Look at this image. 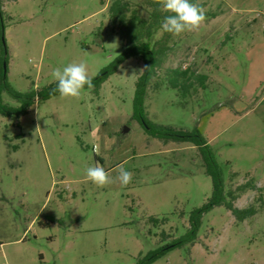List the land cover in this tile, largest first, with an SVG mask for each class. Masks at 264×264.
<instances>
[{"label": "rangeland", "instance_id": "1", "mask_svg": "<svg viewBox=\"0 0 264 264\" xmlns=\"http://www.w3.org/2000/svg\"><path fill=\"white\" fill-rule=\"evenodd\" d=\"M112 1L3 0L8 83L18 92L39 90L56 83L54 69L81 61L95 76L122 50L108 15ZM123 1L148 17L145 0ZM195 2L206 18L195 31L170 33L166 61L147 87L146 117L196 128L227 189L249 180L263 187L264 0ZM175 68L204 75V85L193 81L181 96L165 82ZM142 69L132 57L97 95L84 88L79 98L57 95L16 119L0 115V264H135L186 231L190 211L211 194V180L191 143H163L132 118ZM97 163L112 183L87 179L86 169ZM121 165L133 173L126 187L116 179ZM234 206L256 212L238 222L215 207L202 216L194 245L152 264H264V193L247 190Z\"/></svg>", "mask_w": 264, "mask_h": 264}, {"label": "trees", "instance_id": "2", "mask_svg": "<svg viewBox=\"0 0 264 264\" xmlns=\"http://www.w3.org/2000/svg\"><path fill=\"white\" fill-rule=\"evenodd\" d=\"M2 1L0 0V115L16 119L25 115L32 105L44 102L60 94L56 90L57 82L39 90L30 89L26 92H18L8 83L6 47L3 44L5 26L2 22ZM145 2L150 8L147 18L142 17L135 9H130L128 3L123 0L111 2L108 7V15L112 26L116 29V35L121 41L122 50L107 66L92 77L94 87L88 88L85 86V89L97 95L101 85L127 59L132 57L139 58L143 69L134 83L132 118L138 122L145 134L163 143H191L199 154L205 174L211 180L212 189L206 201L200 207L190 211L188 215V227L182 235L148 251L144 256H139L135 264H152L174 249L194 245L198 238L202 216L215 207L222 206L231 213L236 221H244L253 216L256 210L252 206L237 208L234 206V201L247 190L257 189L260 193H264V186L256 187L250 180L237 185L233 189H227L223 168L217 162L214 151L196 128L190 131L177 130L172 127L152 123L147 119L144 108L147 87L157 77V73L165 63L170 50L168 45L170 33L165 32L161 24L164 17L171 13L164 11L157 0H145ZM191 2L196 3L195 0H191ZM158 30H162V35L159 39L154 40L153 37ZM205 78L204 75H194L187 69L182 70L180 68L169 69L165 74L167 86L172 90L178 91L183 97L193 87V81H197L199 85L203 86ZM153 87L158 89L160 84L155 82ZM2 94H6L9 98L15 100L18 106L12 107L4 104L1 98ZM235 175V172L231 174V176ZM149 221L156 224L158 219L149 217ZM164 236L162 233L161 237Z\"/></svg>", "mask_w": 264, "mask_h": 264}, {"label": "clouds", "instance_id": "3", "mask_svg": "<svg viewBox=\"0 0 264 264\" xmlns=\"http://www.w3.org/2000/svg\"><path fill=\"white\" fill-rule=\"evenodd\" d=\"M157 2L161 4L164 11L171 13L164 17L161 27L165 32L173 35L178 36L185 31L199 29L206 18L204 9L192 3L191 0H157ZM51 75L57 82L56 90L64 98H79L85 86L94 87L93 78L89 75L87 63L84 61L69 63L62 69L56 68ZM86 177L100 187L113 182L109 173L99 163L86 169ZM132 177V172L122 165L119 166L116 179L121 186L126 187L131 183Z\"/></svg>", "mask_w": 264, "mask_h": 264}, {"label": "water", "instance_id": "4", "mask_svg": "<svg viewBox=\"0 0 264 264\" xmlns=\"http://www.w3.org/2000/svg\"><path fill=\"white\" fill-rule=\"evenodd\" d=\"M3 44H5V42L3 41ZM4 68H5V65L3 64Z\"/></svg>", "mask_w": 264, "mask_h": 264}]
</instances>
